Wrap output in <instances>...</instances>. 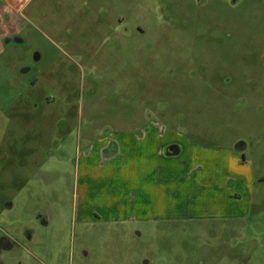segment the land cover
<instances>
[{"label": "rangeland", "instance_id": "rangeland-1", "mask_svg": "<svg viewBox=\"0 0 264 264\" xmlns=\"http://www.w3.org/2000/svg\"><path fill=\"white\" fill-rule=\"evenodd\" d=\"M0 154V264H264V0H0Z\"/></svg>", "mask_w": 264, "mask_h": 264}, {"label": "crops", "instance_id": "crops-1", "mask_svg": "<svg viewBox=\"0 0 264 264\" xmlns=\"http://www.w3.org/2000/svg\"><path fill=\"white\" fill-rule=\"evenodd\" d=\"M157 145L159 147L158 152L163 155V158H165L164 160L167 162H173V163H175L177 161L181 162L184 159H189L190 163L192 162L191 147L186 143H180L176 140L172 141L171 138L164 137L161 139L160 142H158ZM171 147H172V150L168 151V149H170ZM228 159H229V161H231L232 164H234V162L236 160V159L232 160L231 158H228ZM5 160H6V154H0V163H3V161H5ZM226 162H227V160H226ZM237 163L236 164L238 166H241L238 161H237ZM220 165H221V167H219V170L217 172V176H219V173L221 176V173L223 170V163H221ZM217 169H218V167H217ZM217 180H218L217 182H220L221 184L217 187L219 189H216V191L221 193L220 191H222V189H224V185H223V182L221 181V179H217ZM238 200L241 202L240 198ZM6 206H7V209L12 208L11 204L6 203ZM173 207L176 208V206H173ZM3 225H5L6 229H8V230L0 229V234L3 235L2 237H0V247L7 248L8 251H11V250H13L12 243L16 245L19 234L17 233L16 229L11 227L10 224L4 223ZM11 228H13V229H11ZM4 231H6V232H4ZM1 254H0V260L2 257Z\"/></svg>", "mask_w": 264, "mask_h": 264}, {"label": "flooded vegetation", "instance_id": "flooded-vegetation-1", "mask_svg": "<svg viewBox=\"0 0 264 264\" xmlns=\"http://www.w3.org/2000/svg\"><path fill=\"white\" fill-rule=\"evenodd\" d=\"M172 150V147L170 149H168V151Z\"/></svg>", "mask_w": 264, "mask_h": 264}]
</instances>
